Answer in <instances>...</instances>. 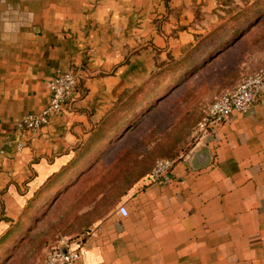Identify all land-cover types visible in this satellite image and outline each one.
<instances>
[{"label":"crops","instance_id":"crops-1","mask_svg":"<svg viewBox=\"0 0 264 264\" xmlns=\"http://www.w3.org/2000/svg\"><path fill=\"white\" fill-rule=\"evenodd\" d=\"M215 1L0 0V239L93 158L87 147L122 122L125 101L161 60L196 44ZM66 69L79 73L71 106L38 133L21 128ZM148 177L59 244L80 251L72 264H264V90L248 112L201 134L169 176Z\"/></svg>","mask_w":264,"mask_h":264},{"label":"rangeland","instance_id":"rangeland-1","mask_svg":"<svg viewBox=\"0 0 264 264\" xmlns=\"http://www.w3.org/2000/svg\"><path fill=\"white\" fill-rule=\"evenodd\" d=\"M213 4L200 36L223 23H227L223 32L230 34L238 15L242 19L239 34L225 36L218 50L178 74L177 84L130 113L131 119L135 117L129 118L131 126L98 149L96 161L79 163V172L66 179L64 188L38 195L16 230L0 239V264H40L47 249L69 245L80 237L126 185L150 172L157 159H175L198 140L199 123L210 102L232 90L247 74L264 69V0H216ZM170 62L171 58L161 60L154 75ZM99 191L105 192L100 196Z\"/></svg>","mask_w":264,"mask_h":264},{"label":"built area","instance_id":"built-area-1","mask_svg":"<svg viewBox=\"0 0 264 264\" xmlns=\"http://www.w3.org/2000/svg\"><path fill=\"white\" fill-rule=\"evenodd\" d=\"M79 73L76 69L57 71L47 82L49 101L39 113L28 114L20 121V127L32 133H38L46 125L51 116L60 113L65 106H71L78 90ZM264 90V69H259L244 76L230 91H227L210 102L204 109L199 123L201 134L214 131L217 124L228 119L232 112L246 113ZM173 160L157 159L149 179L155 181L170 175ZM116 213L126 216V207L120 205ZM80 256L78 249L62 248L60 245L50 247L44 254L40 264H72Z\"/></svg>","mask_w":264,"mask_h":264},{"label":"trees","instance_id":"trees-1","mask_svg":"<svg viewBox=\"0 0 264 264\" xmlns=\"http://www.w3.org/2000/svg\"><path fill=\"white\" fill-rule=\"evenodd\" d=\"M241 22L242 19L240 20L239 15L236 16V27L234 26L235 29H233V31L230 34H226L223 32L222 29H224L227 24V23H223L221 25L216 26L206 35L199 36V38L196 41V44L193 47H191L182 57L170 62L169 65L165 69H163V71H161L162 70L161 69L155 75L153 73V75H151L150 78L141 87H139L137 90L131 93L130 97L128 98L129 100L128 104L127 101H125V105L123 107V109L125 110H123L124 111L123 115L120 116L122 122L119 125L114 126L113 131H111V133L107 135L105 139L99 136L97 142L104 141L103 144L98 143L96 146L90 145L87 147V149L91 148L95 153L93 154L94 156L89 161V163L92 161H96L98 157L97 155L98 149L104 146L105 147L108 146V144H110V141L114 139L116 136H118L124 129H126L128 125L131 126V120L133 121L135 117L133 116L131 119L130 113H134L140 110L139 108H142L141 104L144 101H146L149 97L155 99L158 96H160V92L162 91L164 92L165 89L168 90L173 85L177 84L178 74L185 73L188 70V68H193L197 66L202 62L204 56L211 54V52H215L214 50H218L217 45H224L225 36L227 37L230 35H238L240 27L242 25ZM219 36L221 37L219 38ZM158 68H160V66ZM150 83L153 85V87H148ZM146 94L148 95L146 96ZM127 107H131L130 110ZM168 159L174 161L173 158H168Z\"/></svg>","mask_w":264,"mask_h":264}]
</instances>
